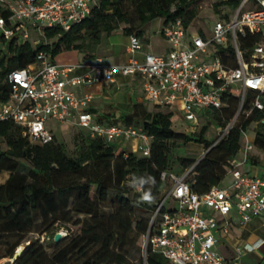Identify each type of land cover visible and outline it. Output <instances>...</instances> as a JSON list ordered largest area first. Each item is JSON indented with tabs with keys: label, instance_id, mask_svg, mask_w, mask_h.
I'll use <instances>...</instances> for the list:
<instances>
[{
	"label": "trees",
	"instance_id": "1",
	"mask_svg": "<svg viewBox=\"0 0 264 264\" xmlns=\"http://www.w3.org/2000/svg\"><path fill=\"white\" fill-rule=\"evenodd\" d=\"M199 0H100L91 14L69 30L47 27L43 40L34 43L31 39L17 42L5 40L0 46V102L10 93L8 74L26 68L37 61L40 51L56 61L66 51H79L83 59L95 57L104 35L122 28L126 34H144L145 25L162 18L164 25L181 18L188 30L198 17ZM240 0H220L214 4L237 7ZM0 15L8 17L10 11L0 5ZM203 35V31H201ZM258 35L242 38L244 46L258 41ZM225 58L227 53L220 50ZM235 64V62L233 61ZM250 91L245 106L251 108ZM240 92L232 89L226 105L210 112V117L197 131H176L171 111H139L122 117L131 124L140 125L153 136L150 155L122 150L114 142H107L79 127L76 148L69 155L64 142L56 139L36 143L25 127L11 120L0 121V140L7 148L0 150V174L9 172L0 183V256L13 258L21 243L29 240L24 253L6 264H137L128 256V247L138 245L150 229L152 213L162 198L167 184L162 180L164 171L184 173L194 165L188 181L200 194L215 185L224 184L232 169L231 160L241 149L242 131L255 127L254 145L264 152V110L253 109L244 113L229 131L212 147L204 139L211 122L226 127L234 115V106L240 100ZM188 134V135H187ZM196 140L205 145L204 156L195 158L181 156L180 170L170 166V153L176 142ZM249 162L256 163L253 157ZM24 167L28 171L24 172ZM143 178L149 180L138 192L134 185ZM150 193L145 200L143 194ZM113 193L112 197L111 194ZM110 212H104L106 205ZM143 212H150L144 215ZM73 224L77 229L57 243L53 252H48L39 238L28 239L33 231L43 233L47 228ZM57 228L52 232L54 238ZM144 243V242H143ZM140 246V245H139ZM146 264H171L162 254L147 248Z\"/></svg>",
	"mask_w": 264,
	"mask_h": 264
},
{
	"label": "built area",
	"instance_id": "2",
	"mask_svg": "<svg viewBox=\"0 0 264 264\" xmlns=\"http://www.w3.org/2000/svg\"><path fill=\"white\" fill-rule=\"evenodd\" d=\"M99 1L0 0V5L10 11L8 17L0 15V46L5 40L31 39L33 32L43 35L47 27L69 30L88 17ZM162 33L171 43V50L146 52L143 59L137 57L143 49L142 38L130 34L129 59L124 64L109 63L102 56L88 62L60 63L40 51L34 64L8 74L10 93L0 102V121H14L25 127L33 142L44 143L55 137L46 125L48 118H54L107 142L137 139V149L148 156L151 134L139 125L95 118L88 110L93 94H78L75 90L77 86L89 88L113 81L118 74L141 75L146 98L161 106H175L191 123L193 132L200 123H206L211 111L226 105L232 89L239 90L241 106L250 91L256 93L251 108L244 111L247 115L255 108L264 110V0H240L232 13L223 10L210 34L203 31V35L189 37L181 18L164 25ZM249 34L259 39L246 47L242 38ZM220 50H225L227 57ZM79 69L83 72L78 73ZM235 122L236 119L222 128L220 138L210 147ZM242 138L243 158L236 160L235 156L231 160L229 183L200 194L188 181L194 165L182 174L162 173V180L171 183L152 213L144 240L145 260L150 247L171 264H235L217 251V232L229 233L234 222L244 227L254 218L264 219V176L242 169L254 148L248 130L242 131ZM134 189L143 191L139 184ZM168 198L174 205L166 206ZM258 246V242L237 246L238 257L242 250Z\"/></svg>",
	"mask_w": 264,
	"mask_h": 264
},
{
	"label": "crops",
	"instance_id": "3",
	"mask_svg": "<svg viewBox=\"0 0 264 264\" xmlns=\"http://www.w3.org/2000/svg\"><path fill=\"white\" fill-rule=\"evenodd\" d=\"M163 27L164 21L162 19L160 29L153 35L148 32L145 25L144 34L140 36L143 41V49L141 52L137 53L139 59H143L144 53L146 52L167 53L171 50V43L162 33ZM118 30L125 37H122L116 42L111 41L104 44L102 47L99 45L95 57L102 56L107 62L113 64H124L128 61L129 54L127 53V45L130 41V34L124 33L122 28ZM201 31L204 30L197 29V32L192 33L189 28L188 35L190 37L194 34H201ZM114 32L108 36L111 37ZM58 57H61V59H58ZM95 57L85 60L83 59L84 56L79 51H66L58 55L56 61L60 63H80L92 61ZM77 72L80 73L83 72V70L79 69ZM75 90L78 94H81L84 91H89L93 94V100L90 103L88 110L93 113L95 118L102 121L125 123L122 120V117L132 113L135 109H138L139 111H156L162 108H167L168 111H171L169 110V107L158 105L146 98L143 89V78L139 74H118L113 81L101 82L89 88L77 86L75 87ZM177 110L179 111V109ZM62 124L65 128L70 126L77 128V126L72 123ZM139 126L141 125L139 124ZM124 142L125 141H118L114 143L119 149L128 150L125 148L126 146L124 145ZM249 157H253V154H250ZM247 162H249V160H247L246 163ZM249 163L257 168L255 172L245 169L243 167L245 163L241 166L242 169L253 175L264 176V172L258 168L264 166V158L262 162L256 160V163ZM7 178L8 177H6L5 180ZM246 226L239 227L238 224L234 222L229 233L225 234L222 230H219L217 232L218 242L216 244V249L227 258L233 259L235 264H264V219L260 217L254 218ZM255 242L260 243L258 248L253 250H242L241 255L238 257L236 250L237 246L253 244Z\"/></svg>",
	"mask_w": 264,
	"mask_h": 264
},
{
	"label": "rangeland",
	"instance_id": "4",
	"mask_svg": "<svg viewBox=\"0 0 264 264\" xmlns=\"http://www.w3.org/2000/svg\"><path fill=\"white\" fill-rule=\"evenodd\" d=\"M220 0H199L198 2V17L193 21V23L190 26V31L192 33L197 32V29H201L204 30L206 33L210 34L212 31V25L213 22L221 15L223 14V10H227L229 13H232L234 11V6L232 5H220L219 6V10H217V8L214 6V4L216 2H218ZM161 20L162 18H156L153 19L151 21H149L146 24V29L148 30V32L150 34H155L161 26ZM159 35V34H158ZM123 36V34H121V32L115 31L113 33V35L111 37L104 35L102 42L100 44V47H102L104 44H107L111 41H118L120 40ZM39 40H43L42 35H39L37 32H33L32 33V37H31V41H33L34 43H37V41ZM81 53V52H80ZM82 55L84 56V54L82 53ZM73 58V57H72ZM58 59H61V57ZM70 59V58H67ZM75 59V58H74ZM71 59V60H74ZM165 111H168L167 108H162ZM169 110L172 111L173 116H172V122H173V127L176 131H181V132H185V133H191L192 136H196L195 134H193L194 132L191 130V123L190 122H186L182 116L181 111H178L176 109L175 106H171L169 107ZM247 108L245 106V104H243V106H241V100H238L234 106V115L232 117V119L229 121L232 122L235 119L239 120L242 118V116L244 115V111H246ZM142 122H133L132 124L135 125H139ZM228 123V124H229ZM227 124V125H228ZM257 122H254L251 124V126L249 127L248 130V134L250 136V140L251 142L254 143V138H255V132L253 131V129L255 130V127L257 126ZM46 125L49 129H51L53 131V133L56 136V139H58L59 141H62L66 144L67 146V151L69 153V155H73L75 153V148H76V134L78 133V130L76 127H68L65 128L64 125L54 119V118H48V120L46 121ZM203 123H200L196 130L198 131L201 127H202ZM224 127H220L219 125L215 124L214 122L209 123L208 125V129L204 135V139L210 141L212 144L220 138L221 136V130ZM188 135V134H187ZM125 141V140H124ZM242 142H244V139L242 138ZM137 139H130V140H126L124 142V145L126 146L125 148L131 151H134L136 153L141 154V152L137 149ZM7 148V144L5 141L0 140V150L6 149ZM205 145L201 142H198L196 140H190L189 142H176L173 144L172 146V150L170 153V166L172 170L178 171L180 170L181 166L178 162V157L181 156H186V157H192L195 158L196 161L200 160L204 154H205ZM253 154V157L258 161V162H262L263 158H264V152L258 148L257 146L254 145V148L252 149L251 153ZM243 158V150L240 149L239 152L236 155V160H241ZM245 169L250 170L251 172H255V170L257 169L256 167H254L252 164H250L249 162H245L244 166ZM261 169V171L264 172V166H260L258 167ZM22 171L27 172L28 170L24 167L21 168ZM9 176V172L5 171L2 172L0 174V183L4 182L5 178ZM228 178L224 181V184L229 183L230 182V176H227ZM170 180L167 181V186L170 185ZM168 187H166V189L163 191L162 193V197H164L167 193ZM113 193L111 194L112 197ZM174 205V201H172V199L168 198V201L166 202V206H172ZM102 210L104 212H110L112 209L111 207L108 205L104 206L102 208ZM144 215H150V212H143ZM58 224H55L54 227H49L47 228L43 233H40L39 231H33L28 235V239L31 238H39L44 245L47 248L48 252H53L55 246L57 245V243L55 242L54 238L52 237V232L57 228V232H62L63 233V237H65L70 231V230H74L77 229V226L73 225V224H62L60 227L57 226ZM247 227V226H246ZM143 238L139 240L138 245H134V246H129L128 247V256L129 258L137 264H145L144 262V243H143ZM29 243V240H25L21 243V245L19 247H25L27 244ZM140 245V246H139ZM18 247V248H19ZM4 253V251L2 249H0V256ZM12 258H10L9 256L6 257H1L0 258V264H6L8 261H11Z\"/></svg>",
	"mask_w": 264,
	"mask_h": 264
},
{
	"label": "water",
	"instance_id": "5",
	"mask_svg": "<svg viewBox=\"0 0 264 264\" xmlns=\"http://www.w3.org/2000/svg\"><path fill=\"white\" fill-rule=\"evenodd\" d=\"M62 238H63L62 232H57L54 236V240L56 243L60 242L62 240ZM25 250H26V247H19L13 256L12 261H14L18 257H20L24 253Z\"/></svg>",
	"mask_w": 264,
	"mask_h": 264
},
{
	"label": "clouds",
	"instance_id": "6",
	"mask_svg": "<svg viewBox=\"0 0 264 264\" xmlns=\"http://www.w3.org/2000/svg\"><path fill=\"white\" fill-rule=\"evenodd\" d=\"M150 179H151V178H149V180H150ZM149 180H145V179L141 178V179L138 181V184H139V186L142 188L144 184H146V183L149 182ZM143 198H144L145 200L149 199V198H150V193L145 192V193L143 194Z\"/></svg>",
	"mask_w": 264,
	"mask_h": 264
}]
</instances>
